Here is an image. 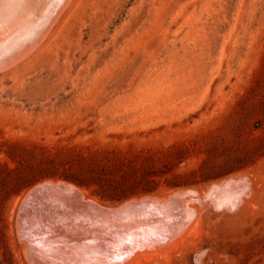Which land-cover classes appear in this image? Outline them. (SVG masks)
<instances>
[{"label":"rangeland","instance_id":"374dc122","mask_svg":"<svg viewBox=\"0 0 264 264\" xmlns=\"http://www.w3.org/2000/svg\"><path fill=\"white\" fill-rule=\"evenodd\" d=\"M39 43L0 69V264L37 263L21 206L49 179L103 205L139 203L110 221L138 225L137 238L100 228L102 249L92 240L89 251L104 261L59 264H264V0H71ZM73 174L89 181L62 177ZM194 188L223 199L230 188L241 202L193 196L200 213L185 227L143 232L163 217L156 198ZM99 189L135 193L111 200ZM74 221L69 233H82Z\"/></svg>","mask_w":264,"mask_h":264},{"label":"bare ground","instance_id":"6f19581e","mask_svg":"<svg viewBox=\"0 0 264 264\" xmlns=\"http://www.w3.org/2000/svg\"><path fill=\"white\" fill-rule=\"evenodd\" d=\"M70 1L71 0H0V69L3 67H6V65L9 66L8 64L11 65V63L15 60L18 61L17 60L18 58L26 56L29 53L24 55L25 52L27 51L30 52L29 50L33 49L32 47H35V45L38 44L40 41L42 42L44 37L49 33V31H51L53 25L58 20V18L60 17V15L62 14V12L67 7ZM15 62H13L12 64L17 63ZM243 181H244V178L237 180L239 184L243 185L242 189L245 190L246 184L243 183ZM224 182L225 180L222 181V183ZM212 184H213V187L210 186L211 191L214 188H216L215 182H213ZM224 191L226 190L224 189ZM224 191H223V194H224ZM229 191H230V196L228 198L225 197L226 199H223L221 195L220 196L218 195V194H222L219 191H218V194L214 193L215 191H213L214 194L211 192L210 195L209 194L202 195L200 192L199 194L195 190V188L189 191H186V192L178 191V192H174L171 194L169 193L168 195L166 194L167 197L164 199L156 198V200H158V203L161 204V208L163 211V215H162L163 217L162 219L159 220V223L152 222L151 225L148 226V228L144 227L142 228V230L143 232L145 230L146 234L150 236H154L157 233L166 234L168 233V231H170L171 233H175V231L173 230V227L174 228L176 227L177 231L185 227V225L187 224L189 220H191L194 217L196 218L197 217L196 215L200 213L198 211V207L196 206L197 201L196 202L193 201L195 202L194 204H190L189 202H187V201H192L193 196L196 197L199 203L200 202L203 203L205 199L210 197L211 200H213L216 203L217 207H222L223 205L225 206L227 205L229 206V208L232 209L233 207H235L241 202L240 201L241 197L238 194V192L236 191L232 192V189L230 190V188H229ZM40 193L44 195V198L35 197V196L40 197L41 196L39 195ZM33 194H37V195L33 196ZM32 196L35 198L33 202L30 201V198H32ZM243 199L245 198L243 197L242 200ZM28 200L29 202H32L30 205H27ZM147 200H151V199L144 197V199H140L139 202H146ZM179 201H186V202H183V205H180L181 206L180 207L179 203H177ZM208 203H207V206H208ZM136 205H139V203L138 202L133 203L132 201H128L120 205H111V206L103 205L100 202L96 201L95 199L88 198L78 186H76L75 184L71 182L65 181V180L55 181V180L49 179V180L42 182L41 184L39 183L27 194V196L25 197L23 201V205L21 206V210L24 209L22 211L23 213L22 215L25 220L26 218L28 220L26 221L23 220V223L20 222L23 224L22 226L19 225L21 227L20 232L24 230V232L27 233L28 236L32 234L33 232H35L34 234L36 237L32 236L31 238V235H30V238L35 241L37 239L36 243L32 241L29 237H28L29 238L28 242L27 240H25L27 242V246L29 245L30 247V253L29 251H27L29 258H31L32 260H35L38 264H59L56 260L60 262H66V263L70 261L76 262L78 261L77 255H79V257L84 256L85 257V258L83 257L84 261H86L85 259H90V258L94 259L95 257L96 258L103 257V260L101 261H104V259L106 258L105 256L106 254L100 252L99 250L97 252L89 251L92 245L91 244L92 240L96 241L97 246H99L98 248L102 249L101 244L103 243V239H102V235L100 234L101 229H104L106 231L105 234L107 235H109L112 232H118L122 229H125V231L128 230L132 238H137L140 235L139 230H141L140 228L139 229L137 228L138 225L135 226V224H133V225H129L128 227H123V228H121L120 226H116V227H114L113 225L110 226L111 220L112 221L115 220L118 222L121 217H124L130 214V210L133 211V207H135ZM210 205L212 206V204L209 203V206ZM214 205L215 204H213V206ZM179 207L181 209H178L179 211L176 214H173L170 211L171 210L170 208H179ZM217 207L215 209H218ZM205 208L208 209L210 207H205ZM91 211L93 213L98 214L99 216V220L95 223L94 222L91 223L92 221L91 220L89 221V217L87 216L88 213ZM70 215L73 218H70V221H69L68 219L69 217H71ZM23 217L21 218L20 216L21 221ZM74 219L77 221L79 220V228L81 229V232H82V233L79 232V234L77 235L76 234L72 235L68 231V229L72 227L71 225L75 222ZM24 221L25 222L29 221V222L26 224ZM71 221H74V222L72 223ZM152 221H154V219ZM149 224L150 223H148V225ZM190 226H189V229H190ZM142 227H143V224H142ZM28 230H31L32 232L31 231L27 232ZM141 234L143 235L142 232ZM22 235L26 236V234H22ZM81 235H83V237ZM84 235L85 237L87 236V238H85ZM92 235H93V238H92ZM116 237L120 241L124 240V236L122 233L116 234ZM144 237L145 236L143 235V240H144ZM148 239L152 240V238H148ZM39 240L41 241L40 244H43V243L45 244V245L44 244L41 245L43 246V248L41 246L39 247L38 245ZM165 240H167V238H165ZM144 241H147V240H144ZM21 245H23V242L21 243ZM108 246L111 247L110 244ZM117 246L119 245L117 244L114 247L116 248ZM114 247H111V248L114 249ZM133 247L134 246H132V248ZM106 249L108 248L106 247ZM126 250H127L126 252H128V250H131V249H126ZM137 250H138V247H137ZM135 253H138V251L134 252V254ZM112 254L113 252H111V255ZM121 254L122 253H120V256ZM111 257L109 258L112 259ZM113 258L115 257L113 256ZM108 260L109 259H107V261ZM30 262L32 261L30 260ZM106 262L104 263L106 264ZM116 262L120 263V261H116ZM110 263H113V262H110ZM96 264H99V263L97 262Z\"/></svg>","mask_w":264,"mask_h":264},{"label":"trees","instance_id":"16d2710c","mask_svg":"<svg viewBox=\"0 0 264 264\" xmlns=\"http://www.w3.org/2000/svg\"><path fill=\"white\" fill-rule=\"evenodd\" d=\"M93 167V166H92ZM94 168V167H93ZM46 176H52V177H56V174H54V173H46L45 174ZM60 175V174H59ZM41 177H44V176H41ZM40 177V178H41ZM62 177H65V178H67V179H70V180H72V181H74V182H76L77 184H79V185H83V184H87V181H89L88 179L89 178H87V176H78V175H75V174H73L72 176H69V175H63ZM89 177H91L92 178V180L91 181H93V182H96V183H99V184H101L102 183V181H101V176L100 175H96V174H91ZM84 178H86V179H84ZM36 179H39V177L38 178H36ZM33 182L35 181V180H32ZM32 181H30L29 182V184L27 185V186H29V185H31L33 182ZM98 191V194L103 198V199H111V200H122V199H124L125 197H128L131 193H135V192H133V191H130V192H123V191H121V190H106V189H99V190H97ZM145 191H148V190H145Z\"/></svg>","mask_w":264,"mask_h":264}]
</instances>
